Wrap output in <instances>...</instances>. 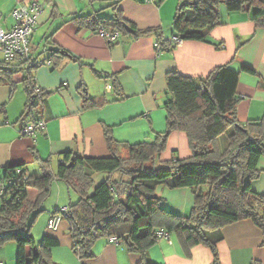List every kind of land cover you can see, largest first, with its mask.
<instances>
[{"label":"trees","instance_id":"trees-1","mask_svg":"<svg viewBox=\"0 0 264 264\" xmlns=\"http://www.w3.org/2000/svg\"><path fill=\"white\" fill-rule=\"evenodd\" d=\"M94 1L98 0H88L90 4ZM119 1L111 0L107 4L111 16L99 15L100 10H94L71 15L62 23L73 22L78 28H88L96 34L99 28L123 34L128 29L134 32L133 24L127 22L118 7ZM221 4L228 11L251 13L255 27H264V0H182L171 22L172 34L182 41L209 42L207 35L219 23ZM150 32L154 33L159 47L172 46L169 40L162 39L159 29L145 30V33ZM51 48L48 61L53 65H57V58L62 56L78 61L76 56L53 43ZM37 65V62L27 66L24 62L0 60V81L14 86L13 75L22 74L20 82L27 99L18 119L21 125L50 93L40 89L39 95L34 94L36 82L32 70ZM242 70L255 74L246 65ZM104 77L111 78L113 93L122 98L116 75ZM237 83L238 72L231 69L229 63L217 65L208 74L198 77L171 71L166 76L163 103L166 127L164 131L153 132L152 141L118 142L111 128L104 126L108 155L80 156L65 151L60 154L55 169L51 167L50 158H41L31 147L39 174H30L24 163L2 169L0 247L8 240L15 241V264H59L51 257V249L58 245L57 238L43 235L36 240L31 226L50 195L52 183L61 181L79 195L75 202L66 205L62 219L70 226L72 251L81 261L93 256L96 240L111 238L127 252L138 253L140 264H153L146 259V254L160 238L158 233L174 231L182 235L188 245L209 247L217 264L216 243L222 239L221 229L225 224L251 219L260 228L264 227V195L251 188V182L261 173L258 160L264 157V114L244 124L238 121ZM258 85L264 88L263 78ZM81 96L84 108L99 107L110 101L105 96L93 97L84 91ZM1 112L4 113V104H0ZM172 131L185 134L188 155L180 156L171 150L169 157H162ZM222 135H226L227 140L220 148L218 142ZM97 172L104 173L105 177L94 184L92 174ZM158 185L189 188L193 204L188 215L169 211L156 191ZM30 189L36 191L33 200L28 198Z\"/></svg>","mask_w":264,"mask_h":264},{"label":"crops","instance_id":"crops-1","mask_svg":"<svg viewBox=\"0 0 264 264\" xmlns=\"http://www.w3.org/2000/svg\"><path fill=\"white\" fill-rule=\"evenodd\" d=\"M32 1L42 6L30 39L31 55L38 63L32 74L36 85L50 93L25 119H43L45 124L34 138L22 134L18 119L27 99L20 82L22 74L13 75L14 86L0 81V104H4V113H0V179L2 169L12 164L24 163L30 174L40 173L31 147L41 158H50L53 169L65 151L80 156L108 155L104 126L111 128L118 142L152 141L153 132L164 131L166 127L163 103L166 76L171 71L198 77L208 74L217 65L229 63L230 68L238 72L235 108L238 121L244 124L264 114V88L258 85L259 79H264V27L256 28L249 12L228 11L221 4L219 23L207 35L209 42L185 40L177 46L161 48L154 33H145V30L157 28L162 39L168 41L173 35L171 22L175 9L182 0H163L159 4L155 0H120L118 7L127 22L133 24L134 32L119 33L111 43L88 28H78L73 22L62 23L74 14L99 11L111 0L91 4L88 0H0V25L10 27L13 7ZM98 14L111 16V10H101ZM137 32L139 35H135ZM51 43L76 56L78 61L62 56L57 58V65H53L48 61ZM243 65L252 68L255 74L243 71ZM107 74L116 75L122 98L113 93L111 78L104 77ZM83 91L93 97L105 96L110 101L99 107L84 108ZM183 142H187L185 134L172 131L162 157H169L171 150L179 151ZM225 143L219 147L223 148ZM178 155H182L180 151ZM258 168L261 173L251 182V188L264 195V157L258 160ZM92 176L95 184L105 174L97 172ZM156 191L169 211L188 215L193 204L189 188L158 185ZM35 195L36 191L30 189L28 198L33 200ZM71 198L70 189L63 182L54 181L42 211L31 226V233L38 239L43 235L57 238L58 245L51 249L55 262L140 264L138 253L127 252L122 244L111 238L96 240L93 256L81 261L72 251L73 240L67 220L63 218L56 230L46 226L50 214L71 202ZM221 232L222 239L216 243L217 264H264V227L260 228L251 219H241L225 224ZM146 259L153 264H214L209 247L188 245L183 236L174 231L160 236L148 250ZM0 262L15 264V261H4L3 255Z\"/></svg>","mask_w":264,"mask_h":264},{"label":"built area","instance_id":"built-area-1","mask_svg":"<svg viewBox=\"0 0 264 264\" xmlns=\"http://www.w3.org/2000/svg\"><path fill=\"white\" fill-rule=\"evenodd\" d=\"M41 10L42 6L34 1L21 3L13 7L10 12L13 24L8 28H3L0 25V57L7 61L24 62L27 66L34 65L35 61L31 57L30 39ZM97 34L107 41L114 42L119 36V31L99 28ZM169 41L173 46H177L182 42L176 35H172ZM34 94L36 96L40 94V88L37 85L34 87ZM44 124L43 119H29L21 125L20 131L22 134L34 138L36 132ZM2 189L3 183L0 180V192ZM66 209L65 205L57 208L50 214L46 224L49 230L57 229L59 222L62 220V212ZM158 234L160 236H167V232L163 231Z\"/></svg>","mask_w":264,"mask_h":264},{"label":"rangeland","instance_id":"rangeland-1","mask_svg":"<svg viewBox=\"0 0 264 264\" xmlns=\"http://www.w3.org/2000/svg\"><path fill=\"white\" fill-rule=\"evenodd\" d=\"M104 5V4H103ZM107 6V5H106ZM103 7L100 9V11H106L107 9H110L109 6L107 7ZM109 11V10H108ZM0 60H4L2 57H0ZM154 137V136H153ZM225 140L226 139V135H222L219 139V146L222 147L223 146V143H225ZM188 145H187V142H183V146L180 147L179 151L180 153L182 154L181 156L183 155H187V152H188ZM179 151H177L179 153ZM185 152V153H184ZM70 193L72 194V198H71V202H75L78 198H79V195L74 191V190H71L70 189ZM77 196V197H76ZM33 227H31L32 229ZM33 235V234H32ZM34 236V235H33ZM36 237V236H35ZM36 240H38V238L36 237L35 238ZM4 257V261L7 262V260L11 261V263L13 261H15V256H16V244H15V241L13 240H8L6 241L1 247H0V256ZM3 260V259H2Z\"/></svg>","mask_w":264,"mask_h":264},{"label":"water","instance_id":"water-1","mask_svg":"<svg viewBox=\"0 0 264 264\" xmlns=\"http://www.w3.org/2000/svg\"><path fill=\"white\" fill-rule=\"evenodd\" d=\"M128 31H131V29H128ZM48 49H49V50H52V48H51V47H49Z\"/></svg>","mask_w":264,"mask_h":264}]
</instances>
